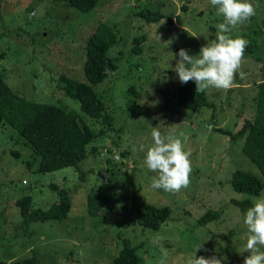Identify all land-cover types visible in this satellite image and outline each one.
<instances>
[{"label": "rangeland", "instance_id": "rangeland-1", "mask_svg": "<svg viewBox=\"0 0 264 264\" xmlns=\"http://www.w3.org/2000/svg\"><path fill=\"white\" fill-rule=\"evenodd\" d=\"M252 2L255 15L230 33L248 41L245 77L237 73L226 92L206 90L209 104L193 111L178 104L182 83L173 69L180 49L195 57L216 39L222 17L210 0H98L87 12L61 0H0V74L6 83L28 100L64 106L81 124L103 130L86 146L78 168L39 172L29 142L13 127L0 128V264L32 255L39 264H112L124 242L139 264H185L199 245L197 257L243 264L249 255L243 252L246 211L231 200L254 204L264 188L247 196L235 192L230 180L237 169L264 178L242 151L244 138L232 140L218 128L234 132L252 117L257 83L264 84V0ZM100 25L113 29L107 54L115 64L93 86L106 109L92 118L63 91L61 76L86 82V40ZM152 127L180 138L191 153L190 184L176 194L151 188L156 173L146 168L139 145L152 144ZM55 187L69 193L65 218L30 221L21 214L17 201L25 196L31 210L57 204ZM142 203L169 207V218L157 228L142 226ZM208 212L219 216L200 222Z\"/></svg>", "mask_w": 264, "mask_h": 264}, {"label": "trees", "instance_id": "trees-1", "mask_svg": "<svg viewBox=\"0 0 264 264\" xmlns=\"http://www.w3.org/2000/svg\"><path fill=\"white\" fill-rule=\"evenodd\" d=\"M71 8L87 12L95 7L98 0H61ZM161 15L158 13L157 18ZM173 22V17L170 19ZM176 21V20H175ZM140 40L142 38H139ZM115 42L113 29L100 25L87 38L85 45L84 74L86 82L61 76L63 91L79 102L81 110L92 118H97L105 111L104 101L94 91L93 86L106 78L114 66V59L107 54L108 48ZM264 76V60L261 64ZM194 86L181 84L177 88L178 104L193 111L208 105L205 92L196 93ZM255 112L252 117L241 121L234 131L218 128L228 133L230 139L244 138L242 151L257 167L264 178V84L257 83L254 96ZM108 123L111 122L107 115ZM10 126L17 130L32 147L33 153L39 158L38 171L47 172L64 167L78 168L79 162L86 156V146L96 137L101 136L102 129L95 132L86 124L80 123L78 114L64 106L37 102L24 98L3 79L0 74V128ZM235 192L247 196H258L264 188V181L247 170L237 169L230 180ZM57 190L58 203L46 210H31V198L25 196L17 201L21 214L28 220H50L65 218L71 209V200L66 190ZM242 211L253 205L249 198L231 200ZM90 213L93 202L88 201ZM138 222L142 226L157 228L170 216L169 207H155L149 204L138 206ZM219 212H208L200 218L206 222L218 217ZM8 264H39L35 255L17 259ZM112 264H139L134 249L124 242Z\"/></svg>", "mask_w": 264, "mask_h": 264}, {"label": "clouds", "instance_id": "clouds-1", "mask_svg": "<svg viewBox=\"0 0 264 264\" xmlns=\"http://www.w3.org/2000/svg\"><path fill=\"white\" fill-rule=\"evenodd\" d=\"M210 4L222 17V22L217 25L216 39L201 47L199 55L195 57L180 49L173 69L180 83L194 81L196 93L212 88L226 92L233 87L237 73L241 79L245 77L241 65L248 41L242 37L232 38L230 33L238 26L245 25L256 12L252 0H210ZM151 138L150 146L139 145V151L144 152L146 168L156 173L151 188L170 194L187 188L192 172L191 153L184 150L181 139L174 135H162L156 127H152ZM243 224L247 229L243 252L249 253L243 264H264V197L255 198L254 204L243 216ZM200 247L186 259L185 264H222V260L215 256L197 257L195 253Z\"/></svg>", "mask_w": 264, "mask_h": 264}, {"label": "built area", "instance_id": "built-area-1", "mask_svg": "<svg viewBox=\"0 0 264 264\" xmlns=\"http://www.w3.org/2000/svg\"><path fill=\"white\" fill-rule=\"evenodd\" d=\"M117 156H115V158H116Z\"/></svg>", "mask_w": 264, "mask_h": 264}, {"label": "crops", "instance_id": "crops-1", "mask_svg": "<svg viewBox=\"0 0 264 264\" xmlns=\"http://www.w3.org/2000/svg\"><path fill=\"white\" fill-rule=\"evenodd\" d=\"M177 21V20H176Z\"/></svg>", "mask_w": 264, "mask_h": 264}]
</instances>
